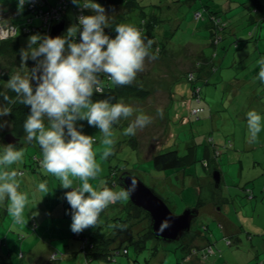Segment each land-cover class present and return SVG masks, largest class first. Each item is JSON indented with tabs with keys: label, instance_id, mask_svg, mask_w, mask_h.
<instances>
[{
	"label": "rangeland",
	"instance_id": "rangeland-1",
	"mask_svg": "<svg viewBox=\"0 0 264 264\" xmlns=\"http://www.w3.org/2000/svg\"><path fill=\"white\" fill-rule=\"evenodd\" d=\"M243 1L251 4V0H139L140 7L129 12L124 23L139 27L144 17L156 15L152 16L146 38L153 42L150 51L158 53L157 58H146L143 71L132 82L147 88L149 95L118 99L136 111L114 126L111 146L102 143L103 134L97 128L89 126L86 120L78 121L84 125L83 132L96 137L93 148L101 172L90 180L93 186L103 182L115 191L122 190L119 175L130 170L175 213L196 206L200 197L205 203L221 207L235 224L237 234L224 236L221 220L212 221L202 213L193 220L191 229L200 231L199 240L204 237L209 241L207 246L194 240L195 245L206 246L199 258L191 254L186 261L178 241L152 237L138 248L121 233L116 242L121 249L126 246L128 254L88 259L83 249L87 245L85 238L95 228L111 232L116 228L115 221L127 220L134 210L130 196L110 205L96 227L74 233L70 228V205L64 198L71 188L63 189L57 178L44 174L41 149L35 142H26L24 134L15 144L24 149V159L12 167L18 172L20 190L29 193L26 223H14L6 205H0V240L4 242L0 245V264H264V131L258 142L249 143L246 125L247 111L256 110L264 115V108L256 107L264 103V83L256 78L259 67L255 63L257 56L261 57L255 48L259 41L264 56V39L260 40L257 30L258 23L263 24L264 20H258L257 13ZM229 4L239 6L229 10ZM19 12L18 0H0V21L10 22ZM119 12L122 11L107 13L114 20ZM211 14L222 19L229 16L227 21L236 32L227 27L219 32ZM29 15L34 14H22ZM22 16L14 22L19 23ZM34 24L42 23L35 17ZM37 33L44 34L40 30ZM18 35L20 48H27L32 34H22L20 30ZM17 49L10 46L0 53V65L14 67L13 73L21 71ZM203 53L211 63L210 74H204L197 64ZM26 63L29 70L35 64L32 60ZM190 71L193 80L187 78ZM6 82L0 78V90L7 91ZM198 107L201 110L195 112ZM140 112L150 116L151 123L137 129L134 136L124 135V129ZM0 119L8 122L0 129V143L8 144L6 134L19 135L9 116ZM106 147L111 148L112 154L104 159L102 152ZM167 149L179 151L182 167L158 168L154 164L153 157ZM215 168L221 174L219 186L213 181ZM113 171H119L116 185L110 184ZM44 180L53 191L42 198L36 185Z\"/></svg>",
	"mask_w": 264,
	"mask_h": 264
},
{
	"label": "clouds",
	"instance_id": "clouds-1",
	"mask_svg": "<svg viewBox=\"0 0 264 264\" xmlns=\"http://www.w3.org/2000/svg\"><path fill=\"white\" fill-rule=\"evenodd\" d=\"M25 2L18 0L20 11ZM72 2L91 10L90 14L79 15L78 22L70 24L63 34L35 33L29 37L27 48L20 49L21 71L10 73L4 85L15 96L0 90V101L6 102L0 103V118L12 113L11 105L29 106L23 121L24 140L39 145L44 174L57 178L63 189L71 188L64 198L70 205V228L79 233L96 227L110 205L128 200L137 181L133 178L126 189L119 191L103 182L93 186L90 180L101 172L93 148L96 137L83 132L84 125L78 121L86 120L89 126L97 128L103 134L102 143L111 146L114 126L121 119L132 117L136 110L122 100L93 99L94 94L103 93L101 75H106L114 85H129L143 71L146 58L155 60L158 53L150 51L153 42L133 24H117L115 36L106 33L105 28H112L110 14L98 0ZM28 60L35 62L31 70L27 67ZM255 63L259 67L256 78L264 83V56ZM159 114L162 116L163 112ZM151 119L143 112L138 113L123 134L134 136ZM7 125L6 120L0 119V129ZM246 125L248 142H258L264 131V115L256 110L247 111ZM111 154V148L106 147L102 157L107 159ZM24 155L23 148L0 143V205H6L16 224L26 223L29 193L20 190L18 172L12 166L22 162ZM36 191L43 198L53 189L44 180L36 185ZM166 227L168 224L162 223L160 231Z\"/></svg>",
	"mask_w": 264,
	"mask_h": 264
},
{
	"label": "trees",
	"instance_id": "trees-1",
	"mask_svg": "<svg viewBox=\"0 0 264 264\" xmlns=\"http://www.w3.org/2000/svg\"><path fill=\"white\" fill-rule=\"evenodd\" d=\"M43 5V9H52L53 7L57 6L59 3V0H40ZM99 3H101L106 12L108 11H115L118 9L119 12L116 14L114 20H110V24L112 28H105V32L110 34L111 36H115V26L117 24H122L125 22L126 18L128 17V13L135 10L136 8L140 7L139 0H98ZM72 6V7H71ZM38 4H32L31 0H26L25 4L23 5V10L17 13L16 17L12 18L10 22H2L1 24L6 25L7 23L13 24L17 28V32L9 37V38H0V53L6 52L7 49L10 46H13L14 48H18L17 50H20L19 45V31L21 30L22 34H34L37 33L39 30L42 31L44 34H48V28L44 25L43 18L41 17ZM91 10L89 9H82L80 6H76L73 4L72 0L68 2L67 6L63 7V19L66 21V28L68 27V24L77 23V17L79 15H87L90 14ZM34 14L29 15L27 17H23L22 14ZM143 13V11H141ZM143 15V14H142ZM19 23H15L14 20L17 18H20ZM152 16H156L155 14H151V18L144 17L141 21V24H139V29L141 30L142 34L147 37L149 27L152 25ZM214 16L216 18L215 22L217 23V29L219 32H221L223 29H225V22L222 21L221 16H218L216 14H211V18ZM38 17L41 20V26H37L34 24V18ZM114 18V17H111ZM62 19V20H63ZM121 19V21H120ZM127 21V20H126ZM128 23V22H127ZM141 26V27H140ZM66 30V29H65ZM221 30V31H220ZM65 32V31H64ZM63 32V33H64ZM218 33V32H217ZM216 33V34H217ZM77 40H79V34L77 35ZM29 61V60H28ZM27 61V62H28ZM198 66L202 64L201 62L197 63ZM15 71L14 67L4 68L0 65V78H4L5 80L9 79V74L13 73ZM190 75L187 76L189 80H193V72H189ZM101 81H102V87H103V93L102 94H94L93 99H101V98H109L112 100V102H116L120 97L128 96V95H136L138 97L144 98L147 95H149V90L147 88H144L142 86H138L134 83H131L129 85L124 86H117L114 85L110 80H108L106 75H101ZM35 81H33V84L35 86ZM7 92L10 96H15V93H12L10 90L7 89ZM6 103V102H4ZM12 107V113L9 115L10 119L13 121L14 129L16 130L19 137H23L25 134L23 130V121L26 118V115L29 112V106L22 105V104H14L11 105ZM199 108V107H198ZM154 164L158 168H175L178 169L182 167L184 164L182 157L180 156V153L176 149H167L164 151H159L154 157H153ZM119 171H113L110 174L111 185H116V174ZM133 203V202H132ZM203 203L202 200H198L197 207ZM134 210L130 213V216L127 220L118 219L115 221V230L111 232L106 231L102 232L101 230L95 228L92 232H90L87 235V245L83 247L85 249L86 254L88 255V259L95 256H104L111 259L117 252L119 254H128L129 249L125 246L123 249L120 248V245H117V238L118 235L121 236L124 235L125 238H128L130 240H133L134 243L137 245L138 248H142L146 245V239L152 238L153 235L150 231V217L149 214L146 213L144 210H142L140 207L135 205L133 203ZM118 218V217H117ZM138 225V228L136 226ZM112 228V227H111ZM116 232V233H115ZM200 231H192L189 234H185L181 239L178 241V247L182 248L185 253V260L187 261L191 254H195L197 257L199 254L204 253L205 248H201L194 243V239L196 236H199ZM187 235V236H186ZM190 236V238H187ZM186 237V238H185ZM4 242L0 240V245H3ZM208 246V244H207ZM155 247V246H154ZM157 251V250H156ZM184 258V256H183ZM199 258V257H198ZM201 258V257H200Z\"/></svg>",
	"mask_w": 264,
	"mask_h": 264
},
{
	"label": "water",
	"instance_id": "water-1",
	"mask_svg": "<svg viewBox=\"0 0 264 264\" xmlns=\"http://www.w3.org/2000/svg\"><path fill=\"white\" fill-rule=\"evenodd\" d=\"M66 29V21L63 19L52 25L48 35L56 36L63 34ZM8 143L18 144L20 137H16L12 133L5 135ZM213 181L216 186L220 185L221 174L215 168L213 170ZM137 181L134 192L130 194L131 201L149 214L150 231L155 239L167 242L179 241L185 234H189L192 229V222L199 214L197 206L187 207L180 213H175L170 209L168 204L156 194L152 188L145 184L141 177L130 170H124L119 175V183L126 189L132 179ZM167 223L168 227L160 231L162 223Z\"/></svg>",
	"mask_w": 264,
	"mask_h": 264
},
{
	"label": "crops",
	"instance_id": "crops-1",
	"mask_svg": "<svg viewBox=\"0 0 264 264\" xmlns=\"http://www.w3.org/2000/svg\"><path fill=\"white\" fill-rule=\"evenodd\" d=\"M243 2H245V4L250 7L252 12L257 13V15L260 17L258 20H260V19L264 20V0H251L250 3L252 5L247 3V1H243ZM238 6L239 5L232 6L231 4H229L228 7H229V10H231V9L238 8ZM234 13L237 15L236 12H234ZM221 15L223 16V14H221ZM225 17H227V18H225ZM225 17H223L224 19H222V21L225 22V27H227L228 30H233V27H235V26H231L230 25L231 23L229 24V22L227 21V19H229V16L225 15ZM257 30H258V33H259L260 40L264 39L263 38L264 37L263 36L264 35V33H263V31H264V23L263 24H261V22L258 23ZM233 31L236 32V29L233 30ZM255 48H256V50H258V52L262 56V48H261L260 41L256 43ZM259 58L260 57L257 56V59H259ZM201 59H202V64H200V66H202V68H203L202 72L204 74H210V69H208V65H210L211 63H209V59L206 57V55L204 53H203V57ZM260 84H263V83H260ZM256 107H257L258 110H260V109L264 108V103L261 102L260 104L256 105ZM254 196H257V193H255ZM254 196H252L250 198L252 199V198H254ZM200 199L202 200L201 197H200ZM202 201H203V203H201V207L199 208L198 216L203 213L204 215L208 214L207 216L211 217L212 221H216L218 219L221 220V221H219V223H221L220 226L223 229L224 236H231L233 234H237L238 231L236 230L235 224L232 222L230 217L227 216V214H225L224 212L221 211L222 210L221 207H218L217 205H214L213 203H210V204L205 203L204 200H202ZM208 229H209V227H208ZM198 238H200V236H196L194 238V240H197ZM202 239L203 240H199V239L198 240L200 242H202L203 245L208 244L207 242H209V241L204 240V237Z\"/></svg>",
	"mask_w": 264,
	"mask_h": 264
},
{
	"label": "built area",
	"instance_id": "built-area-1",
	"mask_svg": "<svg viewBox=\"0 0 264 264\" xmlns=\"http://www.w3.org/2000/svg\"><path fill=\"white\" fill-rule=\"evenodd\" d=\"M31 1L33 5L38 4L39 8H41L39 10V13L41 17L43 18L44 25L47 26L48 31H50L53 24L63 19V16H64L63 7L67 6L68 2H70V0H59L58 5L53 7L52 9H43L44 4H42L40 0H31ZM199 16H200V13L198 14V17ZM215 20L216 18H214V21ZM215 24L217 26L216 22ZM16 32H17V28L13 24L7 23L6 25H3L0 23V38L2 39L9 38L13 36ZM200 110L201 108L194 109L195 112H199ZM85 240H86V243H85L86 245L88 242L87 237L85 238ZM116 254H119V252H117Z\"/></svg>",
	"mask_w": 264,
	"mask_h": 264
},
{
	"label": "flooded vegetation",
	"instance_id": "flooded-vegetation-1",
	"mask_svg": "<svg viewBox=\"0 0 264 264\" xmlns=\"http://www.w3.org/2000/svg\"><path fill=\"white\" fill-rule=\"evenodd\" d=\"M198 200H201L200 198H198ZM198 202V201H197ZM197 206V205H196ZM201 207V205L199 206V208Z\"/></svg>",
	"mask_w": 264,
	"mask_h": 264
}]
</instances>
